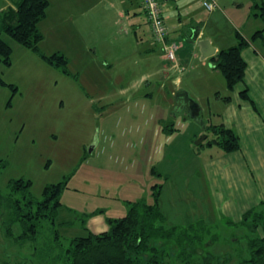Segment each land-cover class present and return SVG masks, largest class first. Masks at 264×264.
I'll return each mask as SVG.
<instances>
[{
    "label": "rangeland",
    "instance_id": "obj_1",
    "mask_svg": "<svg viewBox=\"0 0 264 264\" xmlns=\"http://www.w3.org/2000/svg\"><path fill=\"white\" fill-rule=\"evenodd\" d=\"M255 1L264 2L217 0L212 16L200 1L202 18L209 21L205 35L215 36L223 48L237 43V32L251 37L264 28L254 16ZM176 4L186 16L191 12L182 2ZM123 5L122 0H50L39 23L44 35L39 48L46 55L63 54L65 66L49 64L4 36L13 53L11 65L0 61L6 82L0 84V160L5 163L0 169V264H51L34 244L16 240L19 223L5 224L9 197L21 195L10 182L21 178L32 181L25 192L36 199L46 185L67 182L59 213L60 221L70 222L59 229L65 247L74 236L108 230V220L126 215L130 202L152 203L159 191L168 224L204 219L211 235L218 236L208 244L210 251L232 255L227 264L249 255L248 239L254 233L242 223L245 197L240 194L237 200L232 194L255 190L258 204L250 205L259 209L264 162L244 165L241 180L240 166L223 161L238 155L209 145L213 134L190 110L172 113L182 89L198 103L201 120L218 124L233 106L225 98H233L234 91L210 59L194 58L187 67L181 63L179 73L163 52H144L156 41L148 17L135 22L142 25L140 36L148 35L140 44L131 24L134 10L122 16ZM171 12L178 18L177 9ZM171 23L166 20L170 29ZM255 43L264 52L263 42ZM164 65L171 78L161 71ZM170 91L174 98L167 96ZM205 135L203 145L197 144ZM217 193L224 200L219 202Z\"/></svg>",
    "mask_w": 264,
    "mask_h": 264
},
{
    "label": "trees",
    "instance_id": "obj_2",
    "mask_svg": "<svg viewBox=\"0 0 264 264\" xmlns=\"http://www.w3.org/2000/svg\"><path fill=\"white\" fill-rule=\"evenodd\" d=\"M215 1L217 3V0ZM49 6L50 0H18L13 6L0 10V61L8 66L12 64L13 46L4 37L8 36L39 54L47 63L59 67L66 65L67 60L63 54L46 55L39 48V42L44 38L39 23L47 16ZM253 7L254 16L264 22V2L255 1ZM169 34L168 42L174 40ZM257 40H261L264 44V28L257 30L249 38L237 32V43L220 49L210 59L213 68L223 73L229 90L232 91L238 83L245 80L247 62L243 57V51ZM0 84L6 85L1 75ZM241 96L249 100L257 109L247 88L241 91ZM230 98L227 96L225 99L230 100ZM197 119L200 120V117ZM204 128L206 132L213 134L208 142L209 145L216 144L226 152H234L241 148L240 136L233 128L226 127L221 122L213 124L205 121ZM173 130L175 127L170 129V132ZM2 167H5V163L0 160V169ZM31 184V180L24 178L10 182L12 190L20 189L21 195L9 197L10 212L5 224L19 223L21 232L15 237L16 240L34 244V248L40 252L39 255H42L40 257H45V262L51 264H227L233 258L230 254L226 253L223 256L208 249V244L217 241L218 236L211 235L212 229L204 219L189 225L168 224L161 207L159 191H154L152 203L144 200L130 202L126 215L108 220L110 225L108 230L100 233L90 231L86 235L74 236L69 239L65 247L59 229L63 224L70 222L60 221L59 213L63 205L61 197L67 182L59 181L46 185L40 199L34 198L31 192H25L30 189ZM263 207L264 202L259 209L252 208L243 215L242 223L254 233V236L248 239L249 255L239 260L237 264H264ZM8 231L12 235L10 226Z\"/></svg>",
    "mask_w": 264,
    "mask_h": 264
},
{
    "label": "crops",
    "instance_id": "obj_3",
    "mask_svg": "<svg viewBox=\"0 0 264 264\" xmlns=\"http://www.w3.org/2000/svg\"><path fill=\"white\" fill-rule=\"evenodd\" d=\"M201 1V0H200ZM199 0H160L163 8V13L166 14L167 19L171 20V29L169 28V36L171 39L177 40L180 43V49L178 51V57L180 62L187 67L190 65V61L194 58L200 59H211L215 56L220 49H223L219 44H216L214 37L215 36H206L205 29L208 27V20L204 21L202 18V14H204V10L202 9V5L200 4ZM182 2V8H186L191 12L186 14L183 13V10H180V6L176 3ZM15 3L14 0H4L0 10L6 9L9 6H13ZM124 4V11L122 9L121 14L122 16L127 13L130 14L131 9L133 8V18L134 21L132 28H137L135 30V34L139 36L142 40L138 43L142 44L144 38H146V33H144V37L140 36L141 33L140 28L142 25L135 23L136 20L138 22L141 21V16L145 15L146 13L141 7V2H136V0H122ZM167 3V4H166ZM174 3V4H173ZM130 6L129 8L127 5ZM138 5V9L134 7ZM175 7V8H174ZM173 9L178 10V18H175V13L171 12ZM167 11V13L165 12ZM209 11V10H208ZM211 12V11H209ZM213 13L211 16L216 13ZM177 14V15H178ZM130 17V15H129ZM198 31V33H197ZM247 38V36H245ZM205 42V43H204ZM202 43H204L202 45ZM159 44L155 41L150 43V46L145 49L144 52L148 53H156L162 52ZM158 46V47H157ZM227 48V47H226ZM215 52L214 54H212ZM164 57V55H163ZM243 57L247 62L246 68V76L243 82L238 83L234 91V97L230 98V102L233 104L231 106V110L228 112H224L223 121L221 119V123L225 124L226 127L233 128L237 134L240 136L241 140V148L237 151L232 152L234 155H238L236 159L233 160H223L226 161L225 163L231 165H239L241 171V180H245V176L243 175L244 165H251L253 163L257 164L260 162H264V52L256 47V43H251L243 51ZM165 59V57H164ZM166 60V59H165ZM167 61V60H166ZM161 71H164L168 77H170L169 68L164 65L161 68ZM171 78V77H170ZM181 80V79H180ZM247 88L249 90L250 97L256 103L257 109H254L252 103L249 104L247 99H244L241 96V91ZM168 97H173L172 92L170 91L167 93ZM175 102V98H174ZM251 105V106H250ZM253 108V109H252ZM252 112H251V111ZM173 113V111H172ZM200 116V115H199ZM199 120L197 118H193ZM204 120V119H203ZM200 123L204 125V121ZM220 120V119H219ZM212 120H209V122ZM208 123L207 121H205ZM213 123V122H212ZM237 163H234V162ZM208 168L210 164L207 165ZM237 171V168H236ZM235 171V172H236ZM250 183V181L248 180ZM251 184V183H250ZM240 194H243L245 197V202L243 203L244 212L243 215L250 209L254 208L255 206H251L250 204H258L257 202V194L254 192H238L235 194L233 192L232 196L235 197L237 200L239 199ZM223 195L216 194L215 198L220 202L224 200ZM262 198V197H261ZM264 202V199L261 201V204ZM235 203V201H227L226 204Z\"/></svg>",
    "mask_w": 264,
    "mask_h": 264
},
{
    "label": "built area",
    "instance_id": "obj_4",
    "mask_svg": "<svg viewBox=\"0 0 264 264\" xmlns=\"http://www.w3.org/2000/svg\"><path fill=\"white\" fill-rule=\"evenodd\" d=\"M140 2L148 17L154 38L157 42L162 44V52L169 63V67L181 73L183 68L178 57L180 43L175 40L170 42L167 41L169 28L166 24L160 0H140ZM201 2L209 11L215 10L218 6L215 0H201Z\"/></svg>",
    "mask_w": 264,
    "mask_h": 264
},
{
    "label": "water",
    "instance_id": "obj_5",
    "mask_svg": "<svg viewBox=\"0 0 264 264\" xmlns=\"http://www.w3.org/2000/svg\"><path fill=\"white\" fill-rule=\"evenodd\" d=\"M204 43H202V45ZM214 53L215 52H213L212 54ZM184 109L190 110L192 113L191 115H193V118L198 117L200 115V108L198 103L194 99H192V97L187 91L181 89L176 93L175 104L172 111L174 113H180ZM205 137L206 135L203 136V138H201L200 140H198L197 144H200Z\"/></svg>",
    "mask_w": 264,
    "mask_h": 264
}]
</instances>
